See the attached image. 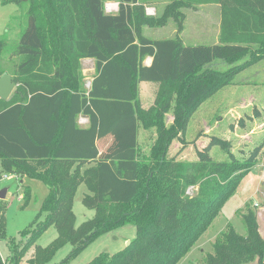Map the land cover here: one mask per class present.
<instances>
[{
  "label": "trees",
  "instance_id": "trees-1",
  "mask_svg": "<svg viewBox=\"0 0 264 264\" xmlns=\"http://www.w3.org/2000/svg\"><path fill=\"white\" fill-rule=\"evenodd\" d=\"M2 1L30 4L14 50L20 60L12 72L0 68V76L11 74L16 87L8 99L0 98V177L27 175L49 187L41 208L46 220L37 218L36 228L23 230L31 234L29 243L55 226L74 245L73 257L102 234L134 224L136 237L128 246L102 252L88 264H178L264 147L263 141L241 161L230 140L214 135L197 151L198 161L169 156L174 139L186 145L189 121L200 105L264 57V0H182L221 4L220 38L211 44H185L179 32L166 39L146 36L143 26L151 19L140 0H116L115 13L105 11L107 0ZM5 45L0 39V53ZM247 55L252 58L244 61ZM84 58L95 60L89 88L83 85ZM217 59L231 67L218 69ZM142 81L159 84L148 108L140 98ZM170 111L173 121L167 125ZM79 114L89 116L88 127L78 125ZM141 128L155 131L148 152L140 144ZM107 136L112 142L100 152L98 141ZM214 145L228 160L213 159ZM82 183L88 188L83 202L95 215L76 226L73 205ZM26 197L25 205L29 190ZM257 217L247 204V233L228 224L201 264H264ZM5 227L3 214L1 237ZM0 264H6L1 255Z\"/></svg>",
  "mask_w": 264,
  "mask_h": 264
},
{
  "label": "rangeland",
  "instance_id": "rangeland-1",
  "mask_svg": "<svg viewBox=\"0 0 264 264\" xmlns=\"http://www.w3.org/2000/svg\"><path fill=\"white\" fill-rule=\"evenodd\" d=\"M111 2L119 6L118 1L107 0L104 4L105 11L106 5ZM139 2L145 16L151 19L143 26V33L146 36L174 37L179 32L185 44L219 42L220 3H185L182 0ZM29 8L28 2L4 4L0 0V39L6 41L0 53V68L4 70L12 72L20 60L14 50L19 45L22 31L27 25ZM169 10L171 17H167ZM170 26L176 28L175 34L170 30ZM157 27H162L161 31H158ZM251 58V55H247L244 61ZM214 65L221 70L231 67L220 59L215 60ZM95 70V60L87 58L82 61L81 73L85 88L90 87ZM158 90V83H140V98L144 102H149L156 97ZM172 121L173 113L170 111L166 117V124L169 125ZM214 135L230 140L232 151L241 161L247 159L250 151L264 141V57L237 73L232 83L218 90L200 105L189 121L185 133L186 145L183 146L179 140L174 139L169 156L178 154V160L198 161L197 151L206 147L210 137ZM154 139V129H140L139 140L145 152L149 151ZM210 155L216 161L228 160V154L219 145L211 148ZM4 189H7L9 196L0 198V216L4 214L6 226V236H0V255L6 264H88L102 252L114 254L124 249L128 242L136 237L134 224L121 225L102 234L73 257L71 254L74 245L69 239H63L62 232L55 226L49 227L35 242L29 243L31 234L29 232L23 234V230L36 228L37 224L32 223L37 218L41 222L46 220V214L41 208L49 193V187L41 179L8 173L7 177H0V193ZM27 190L30 191V197L25 205ZM197 190L198 186H195L189 188L188 192ZM87 192V186L82 183L73 205L76 226L95 215V210L89 209L83 202ZM247 204L256 211L260 232L264 236V147L256 165L245 174L219 216L178 264H201L206 255L214 251L213 243L228 224H231L238 233L246 234L243 214L246 212ZM10 239L14 242L12 243ZM26 245L27 248L22 252ZM17 257L19 258L16 259ZM246 264H257V260Z\"/></svg>",
  "mask_w": 264,
  "mask_h": 264
},
{
  "label": "crops",
  "instance_id": "crops-1",
  "mask_svg": "<svg viewBox=\"0 0 264 264\" xmlns=\"http://www.w3.org/2000/svg\"><path fill=\"white\" fill-rule=\"evenodd\" d=\"M171 21V20H170ZM171 27V31L173 32V34H175L176 33V28H174V27H172V26H170ZM161 28L162 27H157V29H158V31H161ZM173 36H164V37H154L153 39H166V38H172ZM84 59H87V58H84ZM84 59H82V61H84ZM89 59H91L92 61H94V59L93 58H89ZM151 61H152V58L151 57H149V58H147V61H146V63L147 64H149V63H151ZM93 78V77H92ZM142 83H156V82H148V81H142L141 82V84ZM156 94V93H155ZM154 99H155V96H154ZM154 99L153 100H150L149 102H144L143 101V99H141V101H142V106L144 107V108H148V107H150L152 104H153V102H154ZM83 116H85L86 118L85 119H81V117H83ZM78 125L80 126V127H88L89 125H90V118H89V116H87V115H84V114H79V116H78ZM112 142V136H107V137H104L103 139H100L99 141H98V146H99V150H100V152H102V151H104L108 146H109V144Z\"/></svg>",
  "mask_w": 264,
  "mask_h": 264
},
{
  "label": "water",
  "instance_id": "water-1",
  "mask_svg": "<svg viewBox=\"0 0 264 264\" xmlns=\"http://www.w3.org/2000/svg\"><path fill=\"white\" fill-rule=\"evenodd\" d=\"M15 88V84L13 82L12 75L5 72L0 76V98L2 99H8L10 95L12 94L13 90ZM9 195L7 194V189H4L0 193V198H6ZM131 243V241L128 242V245Z\"/></svg>",
  "mask_w": 264,
  "mask_h": 264
},
{
  "label": "built area",
  "instance_id": "built-area-1",
  "mask_svg": "<svg viewBox=\"0 0 264 264\" xmlns=\"http://www.w3.org/2000/svg\"><path fill=\"white\" fill-rule=\"evenodd\" d=\"M118 9H119V6H116L115 3L111 2L110 4L106 5V12L107 13H115V11L117 12ZM85 118H86L85 116L81 117V119H85ZM3 176L7 177L8 174H4Z\"/></svg>",
  "mask_w": 264,
  "mask_h": 264
}]
</instances>
